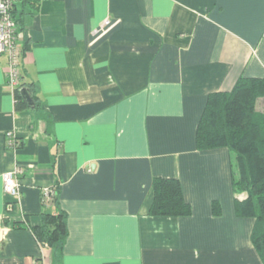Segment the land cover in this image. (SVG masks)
<instances>
[{
    "label": "crops",
    "instance_id": "1",
    "mask_svg": "<svg viewBox=\"0 0 264 264\" xmlns=\"http://www.w3.org/2000/svg\"><path fill=\"white\" fill-rule=\"evenodd\" d=\"M15 4L35 105L17 109L0 56V264H263L255 218L235 213L247 193L231 151L200 149L196 132L210 95L264 78V0ZM17 167L20 199L2 178ZM159 177L182 183L189 216L150 215ZM45 211L66 215L56 256L33 232Z\"/></svg>",
    "mask_w": 264,
    "mask_h": 264
},
{
    "label": "trees",
    "instance_id": "2",
    "mask_svg": "<svg viewBox=\"0 0 264 264\" xmlns=\"http://www.w3.org/2000/svg\"><path fill=\"white\" fill-rule=\"evenodd\" d=\"M35 9L39 0H18ZM23 7L15 4L13 17L18 28L25 14ZM22 84L15 91L17 109L26 108L21 94ZM31 90V88L29 87ZM232 91L213 93L196 132L200 149L229 148L231 151L233 189L236 193H247V198L237 201L235 213L239 217L255 218L252 234L253 245L264 264V112L257 110L260 99H264V78L244 77L238 79ZM150 215L156 217H184L192 213L185 200L182 183L176 178H155ZM218 214L220 207L214 206ZM42 224L33 228L38 239L52 248L54 255L62 252L69 234L64 213L42 214Z\"/></svg>",
    "mask_w": 264,
    "mask_h": 264
},
{
    "label": "built area",
    "instance_id": "3",
    "mask_svg": "<svg viewBox=\"0 0 264 264\" xmlns=\"http://www.w3.org/2000/svg\"><path fill=\"white\" fill-rule=\"evenodd\" d=\"M18 0H0V56L7 57V84L14 92L23 84L21 74L22 66V46L19 40V29L16 18L13 17L15 3ZM6 144L11 149L17 150L21 146V140L16 132L9 130L6 134ZM23 168L17 167L14 170L5 172L2 176L4 179V190L8 197L20 199V175ZM56 190L53 188H44L41 193V200L44 209L54 205Z\"/></svg>",
    "mask_w": 264,
    "mask_h": 264
},
{
    "label": "water",
    "instance_id": "4",
    "mask_svg": "<svg viewBox=\"0 0 264 264\" xmlns=\"http://www.w3.org/2000/svg\"><path fill=\"white\" fill-rule=\"evenodd\" d=\"M22 96L24 97V100L26 101L28 106L34 107L35 101L31 95V90L28 88H21L20 89Z\"/></svg>",
    "mask_w": 264,
    "mask_h": 264
},
{
    "label": "rangeland",
    "instance_id": "5",
    "mask_svg": "<svg viewBox=\"0 0 264 264\" xmlns=\"http://www.w3.org/2000/svg\"><path fill=\"white\" fill-rule=\"evenodd\" d=\"M106 33V30H104L103 34ZM257 110L260 112H264V99H260L258 104H257ZM225 148V147H222ZM228 148V147H227ZM225 148V149H227ZM215 149H221V147L215 148ZM215 149H207V150H215Z\"/></svg>",
    "mask_w": 264,
    "mask_h": 264
}]
</instances>
